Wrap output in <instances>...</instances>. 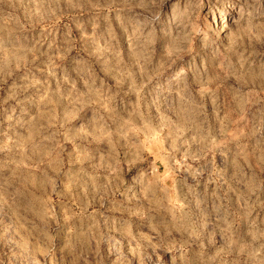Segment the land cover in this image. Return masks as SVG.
<instances>
[{
    "label": "rangeland",
    "instance_id": "374dc122",
    "mask_svg": "<svg viewBox=\"0 0 264 264\" xmlns=\"http://www.w3.org/2000/svg\"><path fill=\"white\" fill-rule=\"evenodd\" d=\"M0 264H264V0H0Z\"/></svg>",
    "mask_w": 264,
    "mask_h": 264
}]
</instances>
